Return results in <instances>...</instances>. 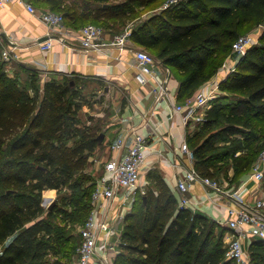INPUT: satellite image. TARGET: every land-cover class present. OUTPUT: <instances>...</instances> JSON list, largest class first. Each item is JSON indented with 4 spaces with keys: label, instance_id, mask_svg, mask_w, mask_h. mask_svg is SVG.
I'll return each instance as SVG.
<instances>
[{
    "label": "trees",
    "instance_id": "16d2710c",
    "mask_svg": "<svg viewBox=\"0 0 264 264\" xmlns=\"http://www.w3.org/2000/svg\"><path fill=\"white\" fill-rule=\"evenodd\" d=\"M35 1L63 14L75 29L95 24L115 35L132 20L135 7H157L163 0ZM263 23L264 0H189L131 28V41L157 52L179 81L183 103L219 73L222 63L213 66L215 60L241 31ZM77 79L52 77L40 88L38 72L21 80L10 76L7 62L0 60V264H72L71 252L80 243L64 245L69 239L55 220L63 208L55 204L46 210L42 202L78 189L66 204L89 210L87 218L91 211L96 178L84 172L103 139L78 128V113L88 102ZM220 90L205 123L187 140L201 175L238 185L264 148V31ZM224 93L232 102L224 104L229 99ZM222 122L216 134L207 135ZM220 139L222 147L214 143ZM147 179L149 192L137 198L125 220L115 264H237L215 239L214 227H226L202 212L180 208L176 191L159 170H151ZM249 252L252 264H264V239H253Z\"/></svg>",
    "mask_w": 264,
    "mask_h": 264
},
{
    "label": "built area",
    "instance_id": "2783aa9c",
    "mask_svg": "<svg viewBox=\"0 0 264 264\" xmlns=\"http://www.w3.org/2000/svg\"><path fill=\"white\" fill-rule=\"evenodd\" d=\"M13 3L25 5L32 15L48 25L49 39L40 43L44 53L54 47L52 33L73 34L66 30L65 18L61 13L39 9L28 0H0L1 7ZM131 32V28H127L123 33L111 35L105 41L108 35L106 31L98 25L88 24L77 31L76 37L84 50L103 52L112 48L126 49L132 43ZM257 43V37L252 34L239 37L234 45L237 60ZM3 56L6 62L11 61L10 50H5ZM134 64L137 83L147 89L138 99V105L143 108L144 100L150 97L170 105L173 113L182 115L183 125L191 131L188 133H193L205 123L212 102L221 95L220 84L225 78L220 79L218 76L235 70L233 66L224 67L185 102L172 103L169 76L159 77L156 58L148 51L138 49L134 55ZM126 146L127 135H124L109 146V159L104 161L102 157H91L96 185L91 198L90 214L80 229L81 242L73 264H115L122 251L125 220L132 213L137 198L149 192L147 175L152 170L147 162L149 139L134 131L131 144L124 151ZM180 151L189 162V168L178 174L175 180L180 208L192 212L201 208H217L222 215L215 218V221L226 227L230 234L227 259L237 264H252L247 246L255 238L264 239V193L261 198H255L264 181V148L250 172L235 186L226 178L201 175L195 168L194 153L187 139L182 143ZM249 183L255 186L254 189L251 190ZM196 184L206 188V192L203 196L191 198L188 194Z\"/></svg>",
    "mask_w": 264,
    "mask_h": 264
},
{
    "label": "crops",
    "instance_id": "0c3cea01",
    "mask_svg": "<svg viewBox=\"0 0 264 264\" xmlns=\"http://www.w3.org/2000/svg\"><path fill=\"white\" fill-rule=\"evenodd\" d=\"M28 2L35 4L39 9H49L40 7L35 0H28ZM66 30L72 31V36L52 33L54 47L51 51L44 53L40 43L49 39L48 25L32 15L23 4L0 6V47L4 51L10 50L12 55L11 61L7 62L8 74L21 80L26 79L28 75H21L23 72L16 69L19 65L22 70L38 72L42 87L52 77L61 79L64 76L86 78L99 84L105 82L115 86L116 99L123 95L120 99V112L111 116L105 128V134L103 133L105 149L102 150L99 147L91 157H102L104 161L109 159L111 156L110 152L107 153L109 146L124 135H127V146L124 149L127 151L135 131L149 139L148 165L152 167V170H159L176 191V176L189 168V162L182 155L180 148L190 130L183 125L182 115L173 113L172 107L164 102H158L150 97L144 100L143 108L138 105V99L147 90L142 88L135 79L137 70L134 55L138 48L131 43L126 49L86 51L76 37L79 29L66 24ZM110 37L111 35H106L105 41H108ZM238 61L237 58L231 60L229 66L235 67ZM157 74L162 78L169 76L168 86L173 97L172 103H182L178 100L180 83L174 73L161 64L157 67ZM227 76L228 74L222 73L218 77L221 79ZM105 90L108 92L107 87ZM89 163L91 164V158ZM249 185L251 190L254 189L253 184L249 183ZM205 189L202 185L196 184L188 196L191 198L203 196ZM198 211L213 220L222 215L217 208L213 207L201 208Z\"/></svg>",
    "mask_w": 264,
    "mask_h": 264
},
{
    "label": "rangeland",
    "instance_id": "374dc122",
    "mask_svg": "<svg viewBox=\"0 0 264 264\" xmlns=\"http://www.w3.org/2000/svg\"><path fill=\"white\" fill-rule=\"evenodd\" d=\"M188 1L189 0H163L160 3V5L157 7H155V6H152V7L151 6L150 7H135L136 13L134 16H132L133 17L132 20L128 23V25L125 28H123L122 31L117 32V34L123 33L124 31L127 30V28H133V27L137 28V27L141 26L150 17H152L154 15L161 14L163 12V10H165L167 8L175 7V9H180L184 6H187ZM40 7H42V6H40ZM263 31H264V23L262 25H248V26H246L241 31V33L238 35L236 40L233 42V44L229 48V50L222 53L215 60V64L213 66L222 63V66L220 69V71H221L222 69H224V67L231 65V64H229L231 62V60H234L237 57V54L235 53V50H234V45H235L236 41L238 40V38L241 36H244V35L252 34V35L257 37V40L259 43V38L262 35ZM132 44H134V43H132ZM135 46L138 49H143V50L148 51L149 53H151L156 58L158 65L162 64L161 60L157 57L156 51H153L151 49H147V48H145L143 46H139V45H135ZM3 52H4V50H2V48L0 47V54H1L0 60H5L4 56H3ZM14 65L15 64H13V66ZM16 69L21 70L24 73V74L21 73V75H24V76L29 75L31 73V71L22 70L19 65L16 66ZM73 78H76V77H73ZM23 80H25V79H23ZM77 80H79V85L81 86L80 88H81L82 94L88 102V105H85L81 109V111L78 113V118H79V122H80L78 124V128L80 130H83V131L86 129H91L92 132L98 133V135L101 137V136H103V133L105 134V128L107 127L111 116L114 114H119V112H120L119 111L120 99L122 98L123 95H121L120 97H118V99H116V97H117V94L115 92L116 87L113 86L112 84H106L105 82L103 84L102 83L99 84L94 80H90V79H86V78H78ZM105 87L108 88V92H106ZM40 88H42V81L40 84ZM228 95H229L228 93H224V94H222V97L223 98L224 97L229 98ZM223 100H224L223 102H225L224 104H227L228 102H232L231 98L223 99ZM222 124H223V122L220 124H217V125H212L210 127V129L208 130L209 133L207 135L211 136V135L216 134V133H212V132H216L217 130H219L220 126ZM205 130H206V128L203 129L204 132H205ZM260 133L263 134L262 131ZM104 143H105V137L103 136V143L100 146V149H102V150L105 149ZM214 143L216 145H219V147H222L225 144L221 139L219 141L215 140ZM263 146H264V143H263ZM263 146H262V148H263ZM259 152H261V150ZM225 162H228L227 164H229L231 162V160L226 159ZM92 170H93V167L89 163L84 173H86L88 175H93ZM228 171H229V174L233 175L234 171H235L234 167L230 165ZM260 188L261 189H260L259 194H256V196H255V198L257 197L256 199L261 198L262 194L264 193V181L261 183ZM75 190L74 189L63 190L59 195H57L55 197L44 198V200L42 202V205L46 210H49L55 204H57V207L63 208L62 212L59 215H57L55 220H56V222H58L61 230L63 231V234L65 236V240L67 238L69 239V241L65 242L64 245H68V244L69 245H75L76 243L81 242L80 229L84 225L85 219L87 218V214L89 213V210H87V209L82 210V211H77L73 206H69L68 204H66L67 202H70V200L73 196H76L77 194H79V193H77L78 189H75ZM73 194H75V195H73ZM64 198H65V200H64ZM214 235H215L216 241H219V242L222 241L223 248H225V250L227 251L229 248L228 246H229V240H230V234H229L228 230L223 228V227H219V226L216 227L215 226L214 227ZM62 240H64V238ZM79 245L80 244L77 245L74 252H71L72 259H73L72 262L76 261V259H77V253H78V248H79L78 246ZM247 248L249 250V246H247ZM63 250H64V247L62 248V251ZM62 256H63V253L61 252L58 257H62ZM51 260L53 261V258Z\"/></svg>",
    "mask_w": 264,
    "mask_h": 264
},
{
    "label": "water",
    "instance_id": "95a60500",
    "mask_svg": "<svg viewBox=\"0 0 264 264\" xmlns=\"http://www.w3.org/2000/svg\"><path fill=\"white\" fill-rule=\"evenodd\" d=\"M104 136V135H103ZM103 136H101V140L103 139Z\"/></svg>",
    "mask_w": 264,
    "mask_h": 264
}]
</instances>
